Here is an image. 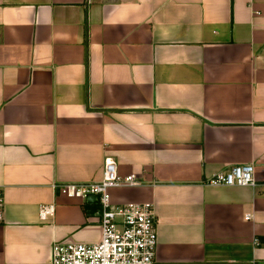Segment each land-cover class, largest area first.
<instances>
[{"label": "crops", "instance_id": "obj_1", "mask_svg": "<svg viewBox=\"0 0 264 264\" xmlns=\"http://www.w3.org/2000/svg\"><path fill=\"white\" fill-rule=\"evenodd\" d=\"M106 157L138 181L111 201L153 204L155 264H264V0H0V264L97 241L99 203L51 184ZM247 163L253 186L206 182Z\"/></svg>", "mask_w": 264, "mask_h": 264}, {"label": "built area", "instance_id": "obj_2", "mask_svg": "<svg viewBox=\"0 0 264 264\" xmlns=\"http://www.w3.org/2000/svg\"><path fill=\"white\" fill-rule=\"evenodd\" d=\"M209 185L253 186V165H231L208 177ZM133 174L120 175L115 162L103 160L101 177L90 181L55 182L51 189L59 197L84 201L96 195L100 210L97 213L99 238L92 243L55 240L49 249L48 264H155L157 245L156 221L151 202H113L110 189L136 185ZM3 196L0 189V212ZM52 203L39 205L38 218L53 215ZM249 215H245L247 219Z\"/></svg>", "mask_w": 264, "mask_h": 264}, {"label": "water", "instance_id": "obj_3", "mask_svg": "<svg viewBox=\"0 0 264 264\" xmlns=\"http://www.w3.org/2000/svg\"><path fill=\"white\" fill-rule=\"evenodd\" d=\"M87 202H98V197L96 195L87 196L85 199Z\"/></svg>", "mask_w": 264, "mask_h": 264}, {"label": "trees", "instance_id": "obj_4", "mask_svg": "<svg viewBox=\"0 0 264 264\" xmlns=\"http://www.w3.org/2000/svg\"><path fill=\"white\" fill-rule=\"evenodd\" d=\"M86 36H87V32H86V28H85V46H86Z\"/></svg>", "mask_w": 264, "mask_h": 264}]
</instances>
